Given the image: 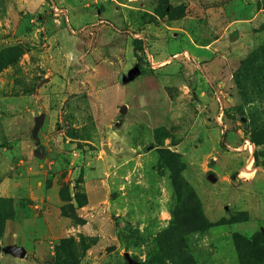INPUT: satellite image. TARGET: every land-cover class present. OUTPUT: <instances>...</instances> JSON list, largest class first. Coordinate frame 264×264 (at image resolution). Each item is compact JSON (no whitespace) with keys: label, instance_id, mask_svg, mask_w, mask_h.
<instances>
[{"label":"rangeland","instance_id":"obj_1","mask_svg":"<svg viewBox=\"0 0 264 264\" xmlns=\"http://www.w3.org/2000/svg\"><path fill=\"white\" fill-rule=\"evenodd\" d=\"M0 246L264 264V0H0Z\"/></svg>","mask_w":264,"mask_h":264},{"label":"water","instance_id":"obj_2","mask_svg":"<svg viewBox=\"0 0 264 264\" xmlns=\"http://www.w3.org/2000/svg\"><path fill=\"white\" fill-rule=\"evenodd\" d=\"M236 35L232 34L230 36V39L231 40H234L236 39ZM2 250V247L0 246V251ZM4 251L7 252V253H10L14 256H17V257H25L27 255V250L24 246H20V245H8L4 248ZM126 256L128 257V253H126Z\"/></svg>","mask_w":264,"mask_h":264},{"label":"trees","instance_id":"obj_3","mask_svg":"<svg viewBox=\"0 0 264 264\" xmlns=\"http://www.w3.org/2000/svg\"><path fill=\"white\" fill-rule=\"evenodd\" d=\"M82 204L81 206H83ZM53 264H71L69 261L65 260H60V258H56L55 260H52Z\"/></svg>","mask_w":264,"mask_h":264}]
</instances>
